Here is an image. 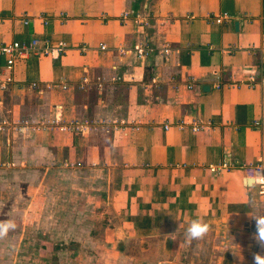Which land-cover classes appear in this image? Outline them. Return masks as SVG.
I'll return each mask as SVG.
<instances>
[{"label": "crops", "instance_id": "obj_1", "mask_svg": "<svg viewBox=\"0 0 264 264\" xmlns=\"http://www.w3.org/2000/svg\"><path fill=\"white\" fill-rule=\"evenodd\" d=\"M32 39L65 49L0 89V249L14 230L45 264L264 256V0H0V47ZM136 45L153 53L120 54ZM195 219L210 230L189 242Z\"/></svg>", "mask_w": 264, "mask_h": 264}, {"label": "built area", "instance_id": "obj_2", "mask_svg": "<svg viewBox=\"0 0 264 264\" xmlns=\"http://www.w3.org/2000/svg\"><path fill=\"white\" fill-rule=\"evenodd\" d=\"M231 16L227 15L226 13L220 15L216 18L217 23H222L225 21L231 20ZM43 24L46 25L49 22L43 18ZM29 23L28 20L23 21V24L26 26ZM65 45L60 44L58 46H50L47 41H40L38 39H32L29 42H19V41H12L10 43H6L0 47V55L5 57V73L4 76L0 79V89L6 90L8 86L12 83V70L13 66L15 64V61L17 59H26L30 56H58L61 51H64ZM100 50H105V46L101 45ZM168 50L165 49L164 52H167ZM126 52H131L132 55L137 58L138 60H144L146 57H149L153 53V49L149 48L146 45H136L131 49L130 51L121 50L120 54L124 55ZM248 83L253 87L256 85L257 81L251 77L248 80ZM260 85H264V79L259 80ZM62 90H66L67 86L65 84H62L61 86ZM215 87H219L218 85H215ZM30 88L37 89L38 84L35 82H32L30 84ZM189 88H193V86H189ZM61 107H57V111H60ZM54 120L52 123H58L60 121V113H55ZM257 124V123H255ZM8 125V123L5 120L0 119V132H4L5 127ZM63 127V126H62ZM81 126H78L77 123H71L68 125V127H65V129H68L69 131H77L81 132L82 129ZM63 129V128H62ZM61 129V130H62ZM226 166V163L223 162L218 167H210L211 173H217L220 171L221 168H224ZM254 178H255V184L259 186L260 193L264 194V176L261 173L260 167H255L253 169Z\"/></svg>", "mask_w": 264, "mask_h": 264}, {"label": "clouds", "instance_id": "obj_3", "mask_svg": "<svg viewBox=\"0 0 264 264\" xmlns=\"http://www.w3.org/2000/svg\"><path fill=\"white\" fill-rule=\"evenodd\" d=\"M255 221V232L253 233V240L261 248H264V214H257L251 216ZM14 226V225H13ZM180 226V225H179ZM6 228L0 226V232H6ZM210 230V225L201 219L192 220L185 230V238L187 241H200ZM254 264H264V256L254 255Z\"/></svg>", "mask_w": 264, "mask_h": 264}, {"label": "rangeland", "instance_id": "obj_4", "mask_svg": "<svg viewBox=\"0 0 264 264\" xmlns=\"http://www.w3.org/2000/svg\"><path fill=\"white\" fill-rule=\"evenodd\" d=\"M14 232L12 230L11 236L3 238L5 246L0 249V264H45L44 258L37 259L33 244L16 245ZM16 251H18L17 255Z\"/></svg>", "mask_w": 264, "mask_h": 264}]
</instances>
